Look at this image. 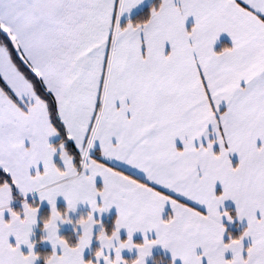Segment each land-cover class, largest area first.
I'll return each mask as SVG.
<instances>
[{
  "label": "snow or ice",
  "instance_id": "1",
  "mask_svg": "<svg viewBox=\"0 0 264 264\" xmlns=\"http://www.w3.org/2000/svg\"><path fill=\"white\" fill-rule=\"evenodd\" d=\"M0 264H264V0H0Z\"/></svg>",
  "mask_w": 264,
  "mask_h": 264
}]
</instances>
